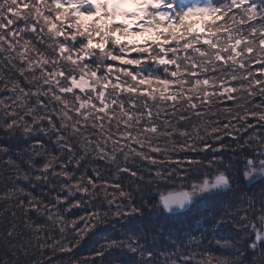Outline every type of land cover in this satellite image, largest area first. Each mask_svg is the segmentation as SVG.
I'll list each match as a JSON object with an SVG mask.
<instances>
[{"label": "trees", "instance_id": "1", "mask_svg": "<svg viewBox=\"0 0 264 264\" xmlns=\"http://www.w3.org/2000/svg\"><path fill=\"white\" fill-rule=\"evenodd\" d=\"M78 2L0 0V264H264V0Z\"/></svg>", "mask_w": 264, "mask_h": 264}, {"label": "rangeland", "instance_id": "2", "mask_svg": "<svg viewBox=\"0 0 264 264\" xmlns=\"http://www.w3.org/2000/svg\"><path fill=\"white\" fill-rule=\"evenodd\" d=\"M69 2H73L74 0H68ZM78 1V0H76ZM81 1V0H80ZM88 1L86 4H82L83 2H78L79 4H82V6H79V10H81V18L84 20L87 17H92L94 15H100L101 13V3L103 0H85ZM109 5H111V8L113 7L116 10L117 17L120 18L123 15L129 13V11H133L135 8L136 10H144V6L148 5L150 0H104ZM191 2H188L187 4L183 5L182 11L187 10L190 15L196 14L198 12L208 11L212 7H214L213 0H190ZM110 7V6H109ZM77 10V11H79ZM80 12V11H79ZM164 14L167 13L166 11H163ZM262 170L258 171V174H260ZM247 173V172H246ZM256 173V170L251 169V171L248 173V178L253 179V177H256L258 175ZM226 180L217 177L210 180H206L200 184L195 185L192 190H190L188 193L190 195V199L194 202L200 198L201 195L215 189H221L224 186H226ZM191 201V202H192Z\"/></svg>", "mask_w": 264, "mask_h": 264}, {"label": "water", "instance_id": "3", "mask_svg": "<svg viewBox=\"0 0 264 264\" xmlns=\"http://www.w3.org/2000/svg\"><path fill=\"white\" fill-rule=\"evenodd\" d=\"M189 195L187 192H171L162 195L160 203L168 214L183 212L188 208Z\"/></svg>", "mask_w": 264, "mask_h": 264}, {"label": "bare ground", "instance_id": "4", "mask_svg": "<svg viewBox=\"0 0 264 264\" xmlns=\"http://www.w3.org/2000/svg\"><path fill=\"white\" fill-rule=\"evenodd\" d=\"M190 2H191V1H190ZM183 11H184L185 13H188V11H187V10H183ZM188 14H189V13H188ZM163 210L165 211V209H164V208H163ZM165 212H166V211H165ZM258 238H259V236H258V235H256V236H255V238H254V240H255V241H257V239H258Z\"/></svg>", "mask_w": 264, "mask_h": 264}]
</instances>
